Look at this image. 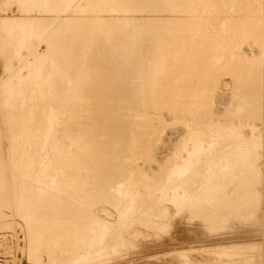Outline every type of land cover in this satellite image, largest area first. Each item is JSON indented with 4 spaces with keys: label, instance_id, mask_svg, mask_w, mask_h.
<instances>
[{
    "label": "rangeland",
    "instance_id": "obj_1",
    "mask_svg": "<svg viewBox=\"0 0 264 264\" xmlns=\"http://www.w3.org/2000/svg\"><path fill=\"white\" fill-rule=\"evenodd\" d=\"M106 1L107 0H70V1L57 0L56 4L59 5H53L54 6L53 8L52 6H48L50 4L46 0H36V1L35 0H25V1L0 0L1 37L6 36L5 34H7V31H5L7 30L6 26L4 30V27L2 25L3 24L2 21L6 20L5 18L7 17L9 18L14 17L15 19L18 18L19 20L20 18L23 17H25L23 18V20H27V18L33 20L35 19L36 20L35 22H37V26L31 27V29L33 28L31 31L33 33L43 32V34L45 31L44 35L42 33L39 34L42 37L38 35L40 38H38L37 40H34L33 37H28V38L25 37V39L21 40L18 45L12 44L8 47L9 49L0 50V107H1L0 108V189H1L0 190V264H52V262L53 264H264V33H263L264 32V0H187V1L185 0H122L123 2L121 0H117V1L108 0L109 2L115 3V6H112L110 3H108L107 5ZM132 1L135 2L133 3ZM110 5L112 11L111 10L108 11L106 8ZM62 7L64 8L66 7V10L64 11V8ZM115 7H119L121 10L118 11ZM108 9H110V7H108ZM118 14L119 16L116 17V15ZM122 15L125 16L121 17ZM114 16L116 17L115 19ZM126 16L128 18H126ZM36 17H39L40 20L39 19L37 20ZM110 17H112L111 20ZM129 17H131L132 21L129 20ZM134 17L136 21L137 19H139L137 23L134 20ZM119 18H120L119 21L120 23L117 22ZM126 19L127 21L129 20L127 22L128 24L126 22H125L126 24L123 23V21ZM133 21L136 24L135 26ZM116 23H119V25L118 24L116 25ZM114 25L118 26L119 28L121 26L122 29H125V31H129V32L125 34L126 33L125 31L123 32L121 28L117 30L118 27H115ZM123 26L124 27L128 26L129 29L127 27L123 28ZM133 26L136 28H134ZM17 27L15 26L14 28L18 30ZM21 28L23 31L29 29L28 26H22ZM140 28L142 29L140 30ZM131 29L133 30L136 29V31L137 30L138 31L132 33L133 31ZM108 30H110V32ZM145 30L146 33L143 32ZM128 33L130 37L128 36ZM139 34L142 35L141 39L139 38L140 37ZM149 34H151L150 36H154L156 34L154 36L155 38L152 37L156 42L152 40ZM38 36L36 35V37ZM109 36L111 41L109 38H107ZM177 36L179 37L180 40L178 39ZM49 37L54 39H50ZM127 37L131 38V39L128 38L129 40L133 39L131 42H134L135 38H137L136 40L138 42L137 41H135L134 43L128 42V44H131L130 45L131 47L127 44L128 45L127 51L129 52H127L122 58L121 57L119 58L116 57V59L114 58L115 61L117 59L119 60V62L117 61L118 62L117 63L113 60V58H109L110 53L108 54L106 53L110 51L109 50L110 47L112 48V45L110 46V43L113 40H115V38L116 40L118 38L120 40L126 41L125 43H127V41H129L128 39L126 40ZM51 41H53L52 45L54 43L53 45L54 48L50 47L49 45ZM158 41L160 44L158 43ZM88 42L89 44L90 43L92 44L89 45ZM149 42H151L152 45ZM105 43L108 44V47L110 46L109 48L107 47L108 51L105 48L107 46V44ZM153 43L156 46V48L155 46H153ZM147 44L149 46H147ZM88 45L91 47V49L94 47L93 48L94 51L93 49L91 50L90 47L88 48ZM134 45L138 47V50L137 47ZM228 45L231 46L229 47ZM144 46L146 47L144 48ZM158 46L160 48H157ZM55 48H57V50ZM66 48H68V51ZM104 48L106 50V53H104L105 52ZM135 48L138 52L137 51L135 52L134 50ZM151 48L153 49L149 51ZM131 49L134 54L132 53ZM143 49L144 50L147 49V50L144 51ZM91 51L93 52L92 54H95L93 56L94 60L91 59L92 58ZM68 53H70L71 55ZM40 54L41 57H45V55L48 56L49 54L48 57L49 60L45 58L46 61L41 64L42 67H40V69L48 72L52 71L50 73V75L52 76V77L50 76V80L52 78V82L53 81L54 82L52 84V82L50 81L49 86H47L49 90H46V95L48 96L47 92H49L50 94L49 96H51L54 100L51 97L49 98L48 96L47 98L46 96V98L43 101L40 100L41 103H39V101L35 102L32 99H31L32 101L30 99L27 100L28 103L27 102L26 103L29 106L30 104L36 106L38 105L37 107L40 106L42 110L44 109L43 110L44 113H49V111L46 112L45 109L46 110L50 109L52 112V106H53L54 107L53 112H58V113L57 115H55L56 119L55 121L53 120L54 122H52L53 124H51L52 128L50 132L47 134L49 136H45L42 134L40 135L41 138L39 137L38 140H36V137L33 138V141L32 139L30 141L28 140L27 142L29 143L25 148V152L27 153L24 154L22 157H18L15 156L17 148H19L18 144H20L21 141L26 139H23L22 136H18L17 139V137L14 138L10 134H7L10 132L9 129L7 128L8 127L7 123H5L6 116L4 115L6 114L3 111L5 109V104H7V101L3 99L6 97V100H8L7 99L8 94L17 91L15 89L13 91L11 86L12 87L14 86L13 88L16 87L17 89L18 86L21 84V81L23 82L24 79H25L24 80L25 83L29 81L30 77L28 72H30L31 69L33 70L34 58H36V55L40 56ZM89 54H91L90 59L87 58ZM158 54H159L158 57L159 60L162 59L160 61V64L158 63L159 61L157 60ZM146 55H148L149 57ZM150 56L152 57V59ZM26 57L29 58L26 59ZM52 57H55L56 59ZM104 57L109 60L104 61L105 60ZM146 57L151 59V61L148 60V58L145 59ZM153 58L157 61H155ZM91 60L94 62H91ZM112 60L114 61V63ZM145 60H147L150 63H148L147 61L145 62ZM111 61L112 64H110ZM26 62L27 63L32 62L31 64L33 65L27 66L25 64ZM93 63H95L94 65L96 67H94ZM99 63L100 65H98L99 66L98 67L97 64ZM136 63L137 64L140 63V65L138 66ZM151 63L152 64L155 63V65L159 67V70L162 69L161 72L158 70L157 66H155L154 64L152 65ZM120 66L122 67L120 68ZM127 66L129 67L127 68ZM151 66H153V69L155 67L154 70L157 69L155 75L154 72L152 71L153 69H151L152 68ZM53 67L56 69H54ZM86 68L87 69L90 68L92 71L90 69L88 70H90L93 74L90 71L88 72ZM109 68L112 69L109 70ZM118 68L122 70L123 69L126 70L127 68L126 71L128 72V74L124 70L123 72H121L122 70L120 69L118 70ZM129 68H132V70L135 73L132 72L131 69ZM138 68H141L139 69L140 70L139 72H138ZM93 69H95V72L93 71ZM142 69H144V71H141ZM148 69L150 70V72L146 71ZM99 70L102 73H100ZM112 70L114 71L112 72ZM86 72L88 73L85 74ZM110 72L111 73L116 72V73L111 75ZM118 72L119 74L124 73V75H121L120 77V75H118ZM141 72H144V74L142 73L143 74L142 75ZM146 72L147 74L148 73L150 74L151 72L153 73H151L147 77H144V75L145 76L147 75L145 74ZM157 72L159 75L157 74ZM106 73L108 75H106ZM130 73L134 75H131ZM20 74L22 77L20 76ZM97 74L99 76L103 75L101 77H104L105 75L107 77L105 76L106 78L104 77V79L103 78L97 79L96 78ZM126 74L129 76H127ZM26 75H28V77ZM150 76H154V77L151 78ZM88 77L91 79H88ZM108 77L110 78L111 81L108 79ZM114 77L118 78V80ZM113 78L116 80H114L113 84H111ZM135 78H137L136 81H138L137 82L138 84L136 83ZM146 78L148 79L150 78V80H147ZM153 78L156 80H154ZM158 78L160 79V82ZM95 79L97 80L95 81ZM101 79L104 80V84ZM120 79L122 81H120ZM131 79H133V81L135 82H133ZM106 80H108L107 82L109 84V87L110 85L113 87L109 89V87L107 86L108 84L105 85ZM130 80L132 82H130ZM141 80H145L144 81L145 83H142L143 81ZM10 81H13V83ZM150 81L155 83H157L156 81H158V84L160 85L158 84L156 85L160 86V87L157 86L159 89L156 87L155 83H153L154 84L153 85L152 82ZM114 82H116V84ZM120 82L121 83L124 82V83L121 84ZM126 82L127 84H125ZM129 82L130 84H132L133 89L135 86H137L139 90L140 87L139 91L142 92L141 98L140 95H137L138 93L141 94V92H139L136 89V87L134 91L131 89L133 92L129 90L130 88V84H128ZM7 83L11 84L9 85L10 87L7 86ZM135 83L137 85H135ZM149 84L152 86V90ZM86 85L87 86L89 85V87L85 89V93H86L85 94L83 88H86L87 87ZM124 85L127 87H125ZM140 85H142L143 87ZM117 86L120 90L118 88H115ZM99 88L103 90H100ZM121 88L123 89L124 92L121 90ZM142 88H145V90L144 89L142 90ZM90 90L99 93H94L93 91L91 92ZM153 90L155 93L153 92ZM86 91H89V93ZM125 91L127 92L125 93ZM158 91H160V93H158ZM147 92H149V94L151 92V94L153 93L154 95L158 93V95L151 98V94L149 95ZM90 93H92L91 95L94 96L97 94L98 95L95 97L93 96L94 97L93 98L90 97L89 95ZM118 93L120 97H122L123 95V98L124 96L125 98L123 99L118 97L120 100L118 98H115V96H119ZM129 93L130 95H128ZM99 94H101V96ZM110 94L112 96H109ZM146 94L149 95V97H147ZM4 95L5 97H2ZM82 96L84 97V99H82L83 98ZM101 97H104L105 99H107V97L110 98L105 100L104 98ZM111 97L118 99V101ZM244 97L249 98L246 99L249 100L248 104L250 106L247 104L248 101H246ZM96 98L97 101L95 100ZM139 98L141 101L142 98H144L143 101H145V98H147L146 99L147 102L146 101L140 102ZM260 98L262 99V101L260 100ZM46 99H48L47 102L49 103L51 102L52 105L50 104L49 106V103L47 102L45 103ZM91 99L93 101H91ZM100 99H103V102ZM148 99L150 102H152V100L154 99L153 101L154 102L156 101L158 104L155 102L156 105H154L153 102L150 104L151 105L150 106L147 104L149 102ZM252 99L254 101H252ZM20 100L21 98L18 100L12 98V100H10L9 103L12 104L13 102L12 105L14 106H16L14 103L17 104L19 103L20 105H22L21 104L22 100L21 101ZM250 100L253 103L260 102V104L258 105L259 107L256 108V105L258 103H255L256 105L252 103L251 105ZM120 101L122 102L127 101V102L121 103ZM92 102L94 103L92 104ZM40 104L43 105V107ZM122 104L124 106H122ZM33 105H31V107H33ZM46 105L49 107V108L47 107L48 109L46 108ZM81 106L84 108H82ZM252 106H254L255 108ZM85 107L86 108L88 107L87 108L88 110L93 108L91 109V111L94 110V108L95 110L99 108L101 112L99 109H98L99 112L95 110L92 111L93 113L96 112L97 115L99 114V117L96 114H92L91 112L90 114ZM105 107H106L105 110H107L108 112L104 110ZM102 108L104 111L102 110ZM83 109L86 110L88 113L86 111L83 112L82 111ZM113 111L121 112L119 113L120 117L119 115L118 116L116 115L118 114L117 112L115 114ZM126 111H127V115H125ZM81 112L84 113V115H86L84 116L86 118H84L83 120L93 119L94 123L93 121L86 120L88 122V125L86 124L87 125L86 126L85 122L83 121L84 122L83 123L81 121L82 119L79 120L80 118L83 117ZM103 112L104 113L107 112L106 115H109V112H111L110 114L111 116L109 117L111 119L113 117L112 113L117 117V118L115 116L113 117V121H114L113 123L109 121V125H111L112 129L110 128V126L106 125L108 123L109 118H107V116H105ZM100 113H102L101 115L103 116H101ZM129 113L130 114L135 113L132 114L134 115V117L132 115H130L132 117L130 116L128 117ZM89 114L91 116L95 115L94 118L93 116L91 118ZM79 115L80 117H78ZM100 116L102 117V120L105 119L104 117H106L105 120L107 119L108 120L103 122L101 120L100 122L101 119ZM95 119L97 121L99 120V123L96 122ZM95 122L99 126H102L104 123H106L105 125L110 129L105 127V125H103L105 128H103V126L101 128H98V126H96L97 124L95 125ZM55 123H57V125ZM82 123L85 126L82 125ZM90 123H92L93 125ZM100 123H102V125H100ZM218 123L219 124L221 123L222 126L221 125L219 126ZM89 124H90V128L88 127ZM216 124L217 127L219 126L220 129L222 127V129L220 130L219 128H216ZM226 124L228 125L231 124V125L228 127V125ZM238 124L241 129L238 127ZM91 126L93 128H91ZM95 126L97 129H95ZM86 127H88L89 129H86ZM213 127L214 129L217 130L218 134L215 133V136L219 137L218 138L219 140L216 139L217 137H215L213 134L214 132H216V130H214ZM235 127L238 128L236 129ZM224 128H227V131ZM229 130L231 132V136H229L230 133L228 134ZM194 131H196L197 133ZM198 131H200L201 134H199L200 132L198 133ZM220 131H222L223 133H221ZM219 132L221 134H219ZM197 134L199 135V137L200 135L202 137V134H204L203 135L204 139L203 137L200 138L201 140H205V141H201L200 138L197 136ZM38 136L39 135H37V138ZM43 136H45L46 140H44ZM71 137H73V139ZM80 138L81 140L82 139L83 140L81 141ZM196 138L197 140L199 139L198 142ZM72 140L73 141L76 140L74 141L76 143H74ZM207 140L208 142L211 141V143L206 144L205 146V143H208ZM213 140L220 141V145L218 144L219 142ZM87 141L88 144L86 143ZM90 141L92 144L90 143ZM34 143L36 144V146H33L35 145ZM53 143L55 144V146ZM216 143L218 146L214 147V144ZM240 143L241 146L243 143L244 148L241 146L240 148L235 147V144L237 145ZM254 143L257 145L255 146ZM114 144L115 147L117 146L116 149H114L113 147ZM117 144L119 145V147ZM197 144L199 147L197 146ZM211 144L213 145V149ZM246 144L250 145V147L247 146ZM84 145L85 146L87 145L86 148ZM88 145H91L93 147L91 148V151H90L91 146ZM232 145L233 148H231ZM80 146L81 147L84 146V147L81 148ZM187 146H189L188 148L190 149V151L187 148ZM194 146L196 151L194 150V152H192ZM209 146H211V148ZM52 147L54 148V150L52 149ZM59 147H61V149ZM111 147L113 148L114 151L111 149ZM55 148L56 149L59 148L56 152L58 151L60 152L56 153ZM84 148L87 149L84 150L85 153L84 151H82V149ZM199 148L201 149L200 150L201 152L198 151ZM35 149L38 152L35 151ZM244 149L249 150V152L240 153V151H243ZM52 150L54 151V153ZM87 151H88V156H87ZM105 151L107 152L108 155L106 154ZM111 151H113L112 152L113 155L111 154ZM60 153L62 155H59ZM94 153L97 156L99 155L98 158H101L100 155L103 154L102 155V157H104L102 159L103 161L101 159H97ZM32 154L33 156L34 155L35 156L38 155V156L33 157ZM53 154L56 155L54 156ZM70 154L73 156L74 159L71 158L72 156H70ZM89 154L92 155L91 157L93 156L96 157L98 161L95 160V158H93L94 160L92 161V158H90ZM114 154H116V156ZM197 154L198 155L201 154V155L198 156ZM107 156L109 158H107ZM196 156L198 159H196ZM225 156L234 158L235 160L240 161V163H238L239 166L236 167L237 169H234V171L233 169L229 171L230 174L227 175V179L229 181L226 179V176L224 178L221 176V178H223L222 180L224 179L226 180V182L225 181L222 182V180L219 179L220 175L216 176V179L213 176V173H215V169L214 166H211V164L212 161L217 160L216 158L225 157ZM76 158L78 159L79 164L80 165L82 164L81 166L82 168L79 167L80 166L79 164L73 163V161H77ZM31 159L33 160V162L36 159V161L34 162V166H33V162L31 163ZM38 159H40V161H38ZM52 159L54 163L50 161ZM68 159L70 161H66ZM106 159L108 161H106ZM99 160H101L102 162L101 165L105 163L103 164L104 167L103 165L101 166L99 164L100 163ZM27 162L31 164H26ZM64 163L67 164L65 165ZM59 164L60 165L62 164L61 165L62 168ZM73 164L77 166H74ZM31 165L36 168L33 169ZM35 165H37L38 167ZM46 165H49V167L48 166L46 167ZM113 165H115V167ZM26 166H28L29 168ZM191 166L192 168H190ZM66 167L67 169H65ZM83 167L88 169L84 171ZM177 167L179 169H177ZM42 168L44 169V171ZM63 168L64 170H62ZM183 168H188V171L187 170L183 171ZM45 169L46 170L48 169L47 170L48 172L45 171ZM52 170L54 171L60 170V172L56 171V173H54V171ZM31 171L33 173H31ZM35 171L37 173H35ZM79 171L82 173H80ZM38 172L39 174L43 172V176L41 174L40 176L42 177H39ZM51 172H53L54 175L53 174L50 175ZM63 172L65 173L63 174ZM173 172H175L174 174L178 175L179 177L173 176L174 175ZM59 173L61 176L65 177L67 182L71 178L70 181L72 180L71 181L72 183L70 181H69L70 183L68 182L69 185L67 184V182L64 183L63 182L65 181L64 178L62 181L61 176H60L61 178L57 177L59 176L58 175ZM55 174L57 179L55 178ZM74 174H80V175L76 176ZM192 174L194 175L196 174L199 176L196 177V175L194 176ZM47 175L48 176L50 175L49 176L50 178L52 176V178L48 179L49 177ZM24 176L28 179H26ZM120 176L122 178H120ZM191 176L192 178L194 177L193 182H192V178H190ZM211 176H213V179H211L208 182L209 184L207 183L206 186L203 187L202 183L205 180H208L209 177ZM82 177H84V181L86 180L85 182H83ZM168 177L170 178L168 179ZM46 178L48 181L45 180ZM230 178H233L234 180ZM258 178H260V180L262 179L261 182L258 181ZM60 181H62L64 184ZM103 181H106L107 184ZM228 182L235 183L233 187H235L234 189L236 192L239 190L246 191V199L242 200L241 202L240 201L237 202L236 207L233 211L235 213L227 214V215H238V216L236 218H232L226 222H223L218 227L216 226L213 227L212 225L207 223L202 217H193L192 214H189V212L186 210L185 211L179 210L180 206L177 204L175 197L173 196L174 194H179V195L188 194L189 195V196L187 195L188 197L191 196L193 198V196L194 197H197V195L200 196L201 193L202 196H206V194L207 196H211V194L215 193V191H219L224 187H226L227 186L226 184ZM57 183L58 184L60 183L61 185H63V187H61L60 184L58 186ZM53 184L55 186H53ZM82 184L83 185L85 184L84 185L85 187ZM57 186L59 187V189ZM64 186L66 187L64 188ZM91 186L93 189L91 188ZM95 186H97L98 189ZM104 187L107 188L105 189ZM37 189L38 190L40 189V194ZM128 189H130L131 191H129ZM41 191H43L44 196L41 195L42 194ZM71 191L74 193V195ZM87 191L88 193H84ZM98 192L100 194V197ZM260 193L261 196L259 197ZM36 194L38 196H36ZM83 194H85V196ZM138 196L141 198V201ZM128 197H131L130 200H128L130 201V204L129 206L126 205L127 207H125V204L129 203L128 201H126L127 203H125V200H127ZM135 198L137 199L139 198L138 202L136 201L137 199ZM131 199L134 200V201L132 200V203L137 202L136 204H138L140 201L137 207L138 210H136L137 209L136 204L134 205L133 203V206H131L132 205ZM91 200L93 202H91ZM109 201L111 204L109 203ZM143 201H146L148 204L145 203L147 204L145 206ZM150 201L151 203H149ZM113 204H115L116 206ZM142 204H144L143 207ZM132 207L136 208L134 210L138 212V215H134L137 214L136 211L130 210ZM140 207L144 209L146 207L147 211L149 210L148 213H150L151 211H153V213L151 212L152 214H149L144 217V215H141L142 213H140L141 212L140 210H142ZM148 208H150L151 210ZM123 210H125V212ZM126 211L128 212L127 215L125 214L127 213ZM131 211H133L134 213L129 215ZM242 215H252V217L247 221L246 220L242 221V219H238V217ZM189 216L191 217L189 218ZM192 217L195 219H193ZM36 220H38V222L42 221L41 224H39L40 222L38 223ZM85 220L87 221V223ZM95 221L97 222L99 221V223ZM94 222L96 225L94 224ZM124 226L125 229H123ZM41 227H43V229ZM103 228L106 230H104ZM66 229L69 230L67 231ZM116 229L118 230V232L116 231ZM100 230L103 231L105 234L103 233L104 235L101 236L102 232ZM97 235L98 236L100 235L99 237L101 240L98 239L99 240L98 243L101 242L100 244H98L97 241H95L97 240L95 238ZM92 236L94 237L95 240L93 239ZM102 241H106V242L102 243ZM93 242L94 244L92 245ZM85 243L88 244L86 245ZM77 244L78 246H76ZM95 246L97 247L95 248ZM103 246L104 248H102ZM85 247L87 248L86 249L87 251L84 250ZM108 248H110L112 253L109 252L110 250ZM68 249L69 251L67 252ZM99 249L102 250V252ZM107 250L109 251L107 252ZM100 252L101 253L105 252V253L101 255ZM63 253L66 255V257ZM73 255L76 257H73ZM54 256L56 258H54Z\"/></svg>",
    "mask_w": 264,
    "mask_h": 264
},
{
    "label": "bare ground",
    "instance_id": "obj_2",
    "mask_svg": "<svg viewBox=\"0 0 264 264\" xmlns=\"http://www.w3.org/2000/svg\"><path fill=\"white\" fill-rule=\"evenodd\" d=\"M24 1H25V0H24ZM35 1H36V0H35ZM46 1H48L49 4H50V5H48V6H52L53 8H54L53 5H59V4H56V3H57V0H46ZM69 1H70V0H69ZM115 1H117V0H115ZM121 1H122V0H121ZM185 1H187V0H185ZM39 2H40V1H39ZM59 2H60V1H59ZM64 2H66V1H64ZM122 2H123V1H122ZM125 2H126V1H125ZM132 2H133V1H132ZM134 2H135V1H134ZM134 2H133V3H134ZM180 2H181V1H180ZM180 2H179V3H180ZM1 3H2V2H1ZM80 3H81V2H80ZM104 3H105V2H104ZM108 3H110L112 6H115V3L109 2V1L107 0V1H106V4L108 5ZM116 3H118V2H116ZM158 3H159V2H158ZM6 4H7V3H6ZM64 4H65V3H64ZM192 4H193V3H192ZM239 4H240V3H239ZM60 5H61V4H60ZM107 5H106V6H107ZM111 5L108 6V7H110V9H108V7H106L108 11L111 10ZM144 5H145V4H144ZM194 5H195V4H194ZM64 6H65V5H64ZM81 6H82V5H81ZM104 6H105V5H104ZM55 7H56V6H55ZM196 7H197V6H196ZM62 8H64V7H62ZM78 8H79V7H78ZM115 8H116L118 11L121 10L119 7H115ZM115 8H114V9H115ZM50 9H51V8H50ZM58 9H59V8H58ZM237 9H238V8H237ZM51 10H52V9H51ZM60 10H61V8H60ZM65 10H66V7L64 8V11H65ZM104 10H105V9H104ZM104 10H103V11H104ZM107 10H106V11H107ZM191 10H192V9H191ZM48 11H49V9H48ZM53 11H54V10H53ZM62 11H63V10H62ZM111 11H112V10H111ZM114 11H115V10H114ZM197 11H198V10H197ZM51 12H52V11H51ZM246 12H247V11H246ZM55 13H57V12H55ZM111 13H112V12H111ZM189 13H190V12H189ZM194 13H195V12H194ZM59 14H60V13H59ZM106 14H107V13H106ZM188 15H189V14H188ZM117 16H119V14L116 15V17H117ZM124 16H125V15H122L121 17H124ZM112 17H113V16H112ZM112 17H110V20H111ZM116 17L114 16V19H115ZM121 17H120V18H121ZM153 17H154V16H153ZM176 17H177V16H176ZM193 17H194V16H193ZM11 18H12V17H11ZM11 18L7 17V18H5L6 20H3V21H2V22H3L2 25H3V27H4V30H5V26H6V28H7V30H5V31H7V34H5L6 36H4V37H1V35H0V50L9 49L8 47H9L10 45H12V44H17V45H18V44L20 43L21 40H24V39H25V37H26V38H28V37H33L34 40H37L38 38H40L39 36H41V35H39V34H41V33L43 34V32H41V33H33V32L31 31V30L33 29V28L31 29V27L37 26V22H35V21H36L35 19L33 20V19H28V18H27V20H23V18H25V17H23V18H20V20L17 18V19H18V20H17V19H15L14 17H13L12 19H11ZM32 18H33V17H32ZM36 18H37V20L39 19V17H36ZM40 18H41V17H40ZM103 18H104V16H103ZM107 18H108V17H107ZM120 18L118 19V21H117V19H116V21L119 22V21H120ZM126 18H128V17L126 16ZM132 18H133V17H132ZM136 18H137V17H136ZM14 19H15V20H14ZM21 19H22V20H21ZM53 19H54V18H53ZM59 19H60V18H59ZM114 19H112V20H114ZM121 19H122V18H121ZM0 20H1V19H0ZM39 20H40V19H39ZM50 20H51V19H50ZM62 20H63V19H62ZM129 20L132 21V20H131V17H129ZM129 20H128V21H129ZM134 20L136 21L135 17H134ZM138 20H139V19H137L136 23L138 22ZM177 20H178V19H177ZM116 21H115V22H116ZM128 21H127V19H126V20L123 21V23L126 24ZM148 21H151V20H148ZM54 22H55V20H54ZM125 22H126V23H125ZM133 22H134V21H133ZM141 22H142V21H141ZM141 22H140V23H141ZM144 22H145V21H144ZM119 23H120V22H119ZM119 23H116V25H117V24L119 25ZM121 23H122V21H121ZM129 23H130V22H129ZM131 23H132V22H131ZM149 23H150V22H149ZM49 24H50V23H49ZM114 24H115V23H114ZM127 24H128V23H127ZM147 24H148V22H147ZM120 25H121V24H120ZM131 25H132V24H131ZM135 25H136V24H135V22H134V26H135ZM138 25H139V24H138ZM191 25H193V24H191ZM15 26H16V27L19 26V27H17L18 30H17L16 28H14ZM20 26H21V27H22V26H28L29 29H26V31H25V30L23 31L22 28H21ZM114 26H115V25H114ZM128 26H130V25H128ZM128 26H125V27L128 28ZM134 26H133V27H134ZM140 26H141V25H140ZM252 26H253V25H252ZM39 27H40V26H39ZM115 27H118V26H115ZM125 27L123 26V28H125ZM133 27H132V28H133ZM148 27H149V26H148ZM148 27H147V29H148ZM19 28H20V29H19ZM64 28H65V27H64ZM79 28H80V27H79ZM94 28H95V27H94ZM107 28H108V27H107ZM120 28L122 29L121 26H120ZM120 28L118 27L117 30L120 29ZM134 28H136V27H134ZM143 28H144V27H143ZM191 28H192V27H191ZM128 29H129V28H128ZM128 29H127V30H128ZM141 29H142V28H140V30H141ZM151 29H152V27H151ZM154 29H155V28H154ZM4 30H3V31H4ZM68 30H69V29H68ZM101 30H102V29H101ZM115 30H116V29H115ZM122 30H123V32L125 31V29H122ZM131 30L133 31L132 33H135V31H136V29H135V30L131 29ZM138 30H139V28H138ZM138 30H137V31H138ZM143 30H144V29H143ZM156 30H157V29H156ZM179 30H180V29H179ZM181 30H182V29H181ZM47 31H48V30H47ZM64 31H65V30H64ZM106 31H107V30H106ZM108 31L110 32V30H108ZM137 31H136V32H137ZM66 32H67V31H66ZM70 32H71V31H70ZM116 32H117V31H116ZM121 32H122V31H121ZM125 32H126L125 34H127V32H129V31H125ZM143 32L146 33V30L143 31ZM149 32H150V31H149ZM151 32H152V31H151ZM173 32H175V31H173ZM173 32H172V33H173ZM238 32H239V31H238ZM255 32H256V31H255ZM64 33H65V32H64ZM101 33H102V32H101ZM139 33H140V32H139ZM162 33H163V32H162ZM167 33H168V32H167ZM248 33H249V32H248ZM250 33H251V32H250ZM256 33H257V32H256ZM263 33H264V32H263ZM0 34H1V33H0ZM44 34H45V31H44ZM44 34H43V35H44ZM106 34H107V33H106ZM108 34H109V33H108ZM111 34H112V33H111ZM130 34H131V32H130ZM140 34H141V33H140ZM140 34H139V35H140ZM36 35H37V36L39 35V36L36 37ZM61 35H62V34H61ZM61 35H60V36H61ZM63 35H64V34H63ZM69 35H71V34H69ZM109 35H110V34H109ZM133 35H136V34H133ZM145 35H146V34H145ZM150 35H151V34H149V36H150ZM155 35H156V34H155ZM155 35H154V36H155ZM157 35H158V34H157ZM178 35H179V34H178ZM248 35H249V34H248ZM262 35H263V34H262ZM52 36H53V35H52ZM76 36H77V35H76ZM93 36H94V35H93ZM113 36H114V35H113ZM113 36H112V37H113ZM128 36H129V33H128ZM154 36H150V37L152 38V37H154ZM231 36H232V35H231ZM234 36H235V35H234ZM250 36H251V35H250ZM260 36H261V35H260ZM41 37H42V36H41ZM50 37H51V35H50ZM50 37H49V38H50ZM88 37H89V36H88ZM114 37H115V36H114ZM129 37H130V36H129ZM129 37H127L126 40H127ZM131 37H132V36H131ZM141 37H142V35H140L139 38L141 39ZM145 37H146V36H145ZM177 37H178V36H177ZM208 37H209V36H208ZM215 37H216V36H215ZM257 37H258V36H257ZM72 38H73V37H72ZM77 38H78V37H77ZM98 38H99V37H98ZM107 38L110 39V36L107 37ZM154 38H155V37H154ZM170 38H171V37H170ZM174 38H175V37H174ZM180 38H181V36H180ZM213 38H214V37H213ZM44 39H45V38H44ZM50 39H54V38H50ZM50 39H49V40H50ZM65 39H66V38H65ZM67 39H68V38H67ZM100 39H101V38H100ZM109 39H108V40H109ZM113 39H114V38H113ZM113 39H112V40H113ZM129 39H131V38H129ZM129 39H128V40H129ZM136 39H137V38H135V41H137ZM145 39H146V38H145ZM149 39H150V38H149ZM159 39H160V38H159ZM178 39H179V37H178ZM231 39H232V38H231ZM60 40H61V39H60ZM87 40H89V39H87ZM132 40H133V39H132ZM132 40H129V41H127V43H125L126 41L120 40V39H118V38H117V40H116V38H115V40H113V41L110 43V46L112 45V48L109 46V47H110V49H109L110 51L106 53V50H107V47H108V44H107V43H105V44H107V46H106V47L104 46V47L106 48V50H105V48H104L105 52H104L103 50H102V51H103L104 53H106V54L110 53V54H109L110 57H109L108 55H107V56H108L109 58H113V60H114V58L116 59V57H117V58H119V57L122 58L127 52H129V51H127V50H128V45L130 46L131 44H128V42H131ZM138 40H139V39H138ZM142 40H143V39H142ZM142 40H141V41H142ZM152 40H154V39L152 38ZM152 40H151V41H152ZM156 40H157V39H156ZM179 40H180V39H179ZM200 40H201V39H200ZM205 40H206V39H205ZM261 40H262V39H261ZM74 41H76V40H74ZM97 41H98V40H97ZM100 41H102V40H100ZM106 41H107V40H106ZM110 41H111V39H110ZM135 41H134V42H135ZM139 41H140V40H139ZM146 41H147V40H146ZM154 41H155V40H154ZM215 41H217V40H215ZM26 42H27V41H26ZM46 42H47V41H46ZM52 42H53V41H51V43H50L49 45H50V47H53V48H54V46H53L54 43H53V45H52ZM54 42H55V40H54ZM79 42H80V41H79ZM91 42H92V41H91ZM108 42H109V41H108ZM134 42H131V43H134ZM137 42H138V41H137ZM144 42H145V41H144ZM152 42H153V41H152ZM155 42H156V41H155ZM155 42H154V43H155ZM56 43H57V42H56ZM56 43H55V44H56ZM58 43H59V42H58ZM61 43H62V42H61ZM65 43H66V42H65ZM94 43H95V42H94ZM94 43H93V44H94ZM99 43H100V42H99ZM139 43H140V42H139ZM141 43H142V42H141ZM149 43L151 44V42H149ZM154 43H153V46H155ZM158 43H159V41H158ZM224 43H225V42H224ZM26 44H27V43H26ZM30 44H31V43H30ZM84 44H85V43H84ZM88 44H89V42H88ZM91 44H92V43H90L89 45H91ZM127 44H128V45H127ZM143 44H144V43H143ZM143 44H141V45H143ZM155 44H156V43H155ZM159 44H160V43H159ZM171 44H172V43H171ZM188 44H189V43H188ZM219 44H220V43H219ZM35 45H36V44H35ZM51 45H52V46H51ZM89 45H88V48L90 47ZM94 45H95V44H94ZM136 45H138V44H136ZM136 45H134V46H136ZM145 45H146V43H145ZM151 45H152V44H151ZM59 46H60V45H59ZM138 46H140V45H138ZM147 46H149V45L147 44ZM159 46H160V45H159ZM159 46H158L157 48H160ZM171 46H172V45H171ZM228 46L230 47L231 45H228ZM37 47H38V46H37ZM65 47H67V46H65ZM68 47H69V46H68ZM109 47H108V48H109ZM130 47H131V46H130ZM130 47H129V48H130ZM136 47H137V46H136ZM145 47H146V46H144V48H145ZM150 47H152V46H150ZM150 47H149V48H150ZM182 47H183V46H182ZM224 47H225V46H224ZM58 48H59V47H58ZM62 48H63V47H62ZM62 48H61V49H62ZM88 48H87V49H88ZM93 48H94V47H93ZM93 48H92V49H93ZM155 48H156V46H155ZM261 48H262V47H261ZM50 49H51V48H50ZM50 49H48V50H50ZM55 49L57 50V48H55ZM66 49H67V51H68V48H66ZM90 49H91V47H90ZM92 49H91V50H92ZM132 49H133V46H132ZM132 49H131V51H132ZM147 49H148V48H147ZM147 49H146V50H147ZM152 49H153V48H151L149 51H151ZM168 49H169V48H168ZM70 50H71V49H70ZM76 50H77V49H76ZM88 50H89V49H88ZM134 50H135V52H136V51L138 50V47H137V50H136V48H135ZM143 50H144V49H143ZM146 50H144V51H146ZM158 50H160V49H158ZM173 50H174V49H173ZM176 50H177V49H176ZM59 51H61V50H59ZM93 51H94V49H93ZM100 51H101V50H100ZM107 51H108V50H107ZM131 51H130V52H131ZM154 51H155V50H154ZM221 51H222V50H221ZM224 51H225V50H224ZM63 52H64V51H63ZM63 52H62V53H63ZM69 52H70V51H69ZM72 52H73V50H72ZM76 52H77V51H76ZM83 52H84V50H83ZM97 52H98V50H97ZM137 52H138V51H137ZM147 52H148V51H147ZM159 52H160V51H159ZM179 52H181V51H179ZM226 52H227V51H226ZM35 53H36V51H35ZM48 53H50V52H48ZM89 53H90V52H89ZM92 53H93V52L91 51V54H92ZM94 53H95V52H94ZM132 53H133V51H132ZM139 53H140V51H139ZM142 53H143V52H142ZM166 53H167V52H166ZM174 53H175V52H174ZM31 54H32V53H31ZM51 54H52V53H51ZM59 54H60V53H59ZM68 54H70V53H68ZM91 54H89L90 57L87 55V56H88L87 58L90 59V58H91ZM133 54H134V53H133ZM133 54H131V55H133ZM151 54H152V53H151ZM154 54H155V53H154ZM186 54H188V53H186ZM70 55H71V54H70ZM72 55H73V54H72ZM77 55H78V54H77ZM82 55H83V54H82ZM94 55H95V54H92V58H91L92 60H94V59H93V56H94ZM104 55H105V54H104ZM136 55H137V54H136ZM29 56H30V55H29ZM42 56H43V55H42ZM54 56H55V55H54ZM59 56H60V55H59ZM85 56H86V55H85ZM100 56H101V54H100ZM140 56H141V55H140ZM142 56H144V55H142ZM146 56H148V55H146ZM154 56H155V55H154ZM255 56H256V55H255ZM48 57H49V54H48V56L45 55V57H41V54H40V56L36 55V58H34V62H33V63H34V67L32 66V67H33V70L31 69L32 71L30 70V72H28V73H29V77H30V78H29V81H27V82L25 83V81H24L25 79H24V80L21 79V80H23V82L21 81V84L18 86L17 89H16V87L13 88L14 86H13V87L11 86V88H12L13 91H14V89L17 90V91H14L13 93L8 94V97H7L8 100H6L5 95L2 96V97H5L3 100L7 101V104H5V109L3 108V109H4L3 111H4L5 114H6V115H4V116H6V120H5L6 122H5V123H7V125H8L7 128L9 129V132H10V133H7V134H10V135L13 136L14 138L17 137V139H18V136H22L23 139H26V140L21 141L20 144H18V145H19V148H17L16 155H15V156H18V157H22L24 154L27 153V152H25V148H26L27 144L29 143V142H27L28 140L30 141V140L32 139V141H33V138H35V137H36V140H38L39 137H40V135H42V134L45 135V136H49V135H47V134L50 132V130H51V128H52V125H51V124H53L52 122L55 121V119H56V118H55V117H56L55 115H57V113H58V112H53V108H54L53 106H52V112H51L50 109H49V110H46V109H45V111H46V112L49 111V113H44V111H43L44 109L42 110V108H41L40 106L37 107L38 105L36 106V105L30 104V103H29L30 106L27 105V103H28L27 100H29V99H30V100L32 99V100L35 101V102H36V101H39V103H41L40 100L43 101V100L46 98V96H47V95H46V90H49V88H48L47 86H49L50 81L52 82V78H51V80H50V76H51L50 73H51L52 71H51V72L44 71V70L40 69V67H42L41 64H42L43 62H45L46 59H48ZM56 57H57V56H56ZM136 57H137V56H136ZM148 57H149V56H148ZM148 57H146L145 59H147ZM150 57H151V56H150ZM155 57H156V56H155ZM158 57H159V54H158L157 58H158ZM164 57H165V56H164ZM259 57H260V56H259ZM262 57H263V56H262ZM27 58H29V57H26V59H27ZM45 58H46V59H45ZM52 58L56 59L55 57H52ZM58 58H59V57H58ZM66 58H68V57H66ZM87 58H86V59H87ZM157 58H156V59H157ZM161 58H162V57H161ZM54 59H53V60H54ZM104 59H105L104 61L109 60V59H106L105 57H104ZM138 59H139V58H138ZM151 59H152V57H151ZM151 59L148 58V60H150V61H151ZM153 59H154V58H153ZM186 59H187V58H186ZM262 59H263V58H262ZM48 60H49V59H48ZM92 60H91V62H94V61H92ZM96 60H97V59H96ZM110 60H111V59H110ZM113 60H112V61H113ZM121 60H123V59H121ZM121 60H120V61H121ZM136 60H137V59H136ZM154 60H155V59H154ZM154 60H153V61H154ZM157 60L159 61L158 63L160 64V61H161L162 59L159 60V58H158ZM157 60H155V61H157ZM54 61H55V60H54ZM57 61H58V60H57ZM61 61H62V60H61ZM69 61H70V60H69ZM112 61H111L110 64H112ZM114 61H115V60H114ZM114 61H113V63H114ZM117 61L119 62L118 59H117L115 62H117ZM138 61H139V60H138ZM146 61H147V60H145V62H146ZM239 61H240V60H239ZM27 62H28V61H27ZM27 62L25 63L27 66H28V65H33V64H31L32 62H31V63H27ZM89 62H90V61H89ZM89 62H88V63H89ZM91 62H90V63H91ZM98 62H99V61H98ZM98 62H97V63H98ZM101 62H102V61H101ZM118 62H117V63H118ZM147 62H148V61H147ZM163 62H164V61H163ZM163 62H161V63H163ZM167 62H168V61H167ZM252 62H253V61H252ZM51 63H52V62H51ZM55 63H56V62H55ZM88 63H87V64H88ZM108 63H109V62H108ZM121 63H122V62H121ZM121 63H120V64H121ZM148 63H150V62H148ZM165 63H166V62H165ZM245 63H246V62H245ZM245 63H243V64H245ZM20 64H21V63H20ZM25 64H24V65H25ZM67 64H68V63H67ZM70 64H71V63H70ZM72 64H73V63H72ZM94 64H95V63H93V65H94ZM136 64H137V63H136ZM151 64H152V63H151ZM151 64H150V65H151ZM153 64L155 65V63H153ZM153 64H152V65H153ZM156 64H157V62H156ZM243 64H242V65H243ZM248 64H249V63H248ZM49 65H50V63H49ZM52 65H53V64H52ZM91 65H92V64H91ZM91 65H90V66H91ZM93 65H92V66H93ZM98 65H100V63L97 64V66H98ZM113 65H114V64H113ZM113 65H112V66H113ZM137 65L139 66L140 63H138ZM256 65H257V63H256ZM90 66H87V67H90ZM123 66H124V65H123ZM146 66H148V65H146ZM155 66H157V65H155ZM159 66H160V65H159ZM163 66H164V65H163ZM165 66H166V65H165ZM23 67H24V66H23ZM47 67H49V66H47ZM50 67H51V66H50ZM94 67H96V66L94 65ZM98 67H99V66H98ZM108 67H109V66H108ZM121 67H122V66H120V68H121ZM125 67H126V65H125ZM125 67H123V68H125ZM128 67H129V66H127V68H128ZM151 67H152L151 69H153V66H151ZM157 67H158V66H157ZM21 68H22V67H21ZM27 68H28V67H27ZM29 68H30V67H29ZM53 68H54V67H53ZM103 68H104V67H103ZM120 68H118V70H119ZM127 68H126V70H127ZM142 68H143V67H142ZM147 68H148V67H147ZM161 68H162V67H161ZM243 68H244V67H243ZM243 68H242V69H243ZM54 69H56V68H54ZM86 69H87V68H86ZM88 69H90V68H88ZM88 69H87V70H88ZM91 69H92V67H91ZM91 69H90V70H91ZM111 69H112V68H111ZM111 69L109 68V70H111ZM129 69H131V71L134 72V71L132 70V68H129ZM139 69H141V68H138V72L140 71ZM144 69H145V68H144ZM144 69H142L141 71H144ZM154 69H155V67H154ZM154 69H153L152 71L154 72V75H155V72L157 71V69H156V70H154ZM166 69H167V68H166ZM247 69H248V68H247ZM251 69H252V68H251ZM65 70H66V69H65ZM87 70H86V71H87ZM90 70H88V72H89ZM97 70H98V68H97ZM97 70H96V71H97ZM114 70H115V69H114ZM114 70H112V72H113ZM120 70H122V69H120ZM123 70H124V69H123ZM123 70H122L121 72H123ZM126 70H124V71H126ZM158 70H159V67H158ZM161 70H162V69H161ZM161 70H159V71L161 72ZM54 71H56V70H54ZM54 71H53V72H54ZM91 71H92V70H91ZM91 71H90V72H91ZM93 71L95 72V69H93ZM115 71H116V70H115ZM128 71H129V70H128ZM146 71H147V72H148V71L150 72L149 69L146 70ZM159 71H158V72H159ZM163 71H164V70H163ZM243 71H244V70H243ZM62 72H63V71H62ZM62 72H61V73H62ZM88 72H86L85 74H87ZM99 72L102 73L100 70H99ZM108 72H109V71H108ZM126 72H127V71H126ZM147 72H146L145 74H147ZM153 72H151V73H153ZM158 72H157V74H158ZM160 72H159V73H160ZM14 73H15V72H14ZM28 73H27V74H28ZM91 73H92V72H91ZM110 73H111V72H110ZM115 73H116V72H115ZM115 73H111V75H112V74H115ZM134 73H135V72H134ZM142 73L144 74V72H141V74H142ZM151 73H150V74H151ZM17 74H18V73H17ZM54 74H55V73H54ZM63 74H65V73H63ZM63 74H62V75H63ZM92 74H93V73H92ZM95 74H96V73H95ZM103 74H104V73H103ZM127 74H128V72H127ZM127 74H126V75H127ZM130 74H131V75H134V74H132V73H130ZM143 74H142V75H143ZM150 74L148 73L146 76L144 75V77H147V76L150 75ZM12 75H13V74H12ZM69 75H70V74H69ZM100 75H101V74H100ZM106 75H108V74L106 73ZM106 75H105V76H106ZM111 75H110V76H111ZM118 75H120V77H121V75H124V73L119 74V72H118ZM142 75H141V76H142ZM158 75H159V74H158ZM20 76H21V74H20ZM20 76H18V77H20ZM26 76L28 77V75H26ZM96 76H97V77H96ZM96 76H95V77H96L97 79H98V78H103V79H104V77H105V76H104V77H101V76H103V75L99 76L98 74H97ZM98 76H99V77H98ZM110 76H109V77H110ZM115 76H116V75H115ZM127 76H129V75H127ZM162 76H163V75H162ZM15 77H16V76H15ZM21 77H22V76H21ZM23 77H24V76H23ZM51 77H52V76H51ZM71 77H72V76H71ZM73 77H74V76H73ZM90 77H91V76H90ZM92 77H93V75H92ZM92 77H91V78H92ZM95 77H94V78H95ZM106 77H107V76H106ZM106 77H105V78H106ZM109 77H108V79L110 80ZM118 77H119V76H118ZM133 77H134V76H133ZM136 77H138V76H136ZM150 77L152 78V77H154V76H150ZM158 77H159V76H158ZM12 78H13V77H12ZM91 78L88 77V79H91ZM94 78H93V81H94ZM111 78H112V77H111ZM114 78H116V77H114ZM114 78H113L111 84H113V81H114V80H116V79L118 80V78H116V79H114ZM126 78H127V77H126ZM129 78H130V77H129ZM129 78H128V79H129ZM155 78H156V76H155ZM163 78H164V77H163ZM26 79H27V78H26ZM97 79H95V81H96ZM121 79H124V78H121ZM121 79H120V81H122ZM142 79H144V78H142ZM146 79H147V80H150V78H149V79L146 78ZM146 79H145V80H146ZM153 79H154V78H153ZM18 80H19V79H18ZM27 80H28V79H27ZM101 80H102V79H101ZM131 80L133 81V79H131ZM131 80H130V82H132ZM136 80H137V78H135V81H136ZM145 80H141V81H143L142 83H145V82H144ZM147 80H146V81H147ZM154 80H156V79H154ZM158 80H159V82H160V79H159V78H158ZM89 81H90V80H89ZM93 81H92V82H93ZM102 81H103V84H104V80H102ZM107 81H108V80H106V82H107ZM110 81H111V80H110ZM125 81H126V80H125ZM135 81H133V82H135ZM152 81H153V80H152ZM152 81H150V82H152ZM10 82L13 83V81H10ZM10 82H9V83H10ZM53 82H54V81H53ZM53 82H52V84H53ZM99 82H100V81H99ZM106 82H105V85L108 84V82H107V83H106ZM127 82H128V80H127ZM127 82H126L125 84H127ZM130 82H129L128 84H130ZM137 82H138V81H136V83H137ZM156 82H157V83L152 82V84H153V83H155V85L158 84V81H156ZM164 82H165V81H164ZM207 82H208V81H207ZM253 82H254V81H253ZM5 83H6V82H5ZM17 83H18V82H17ZM19 83H20V81H19ZM84 83H85V82H84ZM97 83H98V82H97ZM114 83L116 84V82H114ZM120 83H121V82H120ZM123 83H124V82H122L121 84H123ZM136 83H135V85L138 84V83H137V84H136ZM148 83H149V81H148ZM184 83H185V82H184ZM100 84H101V83H100ZM103 84H102V85H103ZM118 84H119V82H118ZM165 84H166V83H165ZM190 84H191V83H190ZM203 84H204V83H203ZM4 85H6V84H4ZM9 85H11V84H8V83H7V86H9ZM67 85H68V84H67ZM143 85H145V84H143ZM149 85H150V84H149ZM153 85H154V84H153ZM158 85H160V84H158ZM158 85H156V87H157ZM162 85H163V84H162ZM50 86H51V85H50ZM86 86H87V85H86ZM86 86H85V87H86ZM92 86H93V85H92ZM97 86H98V85H97ZM107 86L109 87V84H108ZM124 86H125V85H124ZM124 86H123V87H124ZM133 86H134V83H133ZM140 86H142V85H140ZM146 86H147V83H146ZM146 86H144V87H146ZM150 86H151V85H150ZM9 87H10V86H9ZM45 87H47V88H45ZM88 87H89V85H88L86 88H83V89H84V93H85V89H87ZM90 87H91V86H90ZM108 87H107V88H108ZM111 87H113V86L110 85L109 89H110ZM119 87H120V86H119ZM125 87H127V86H125ZM131 87H132V84H130V88H129V86H128L129 90L132 89V90L134 91V90H135V87H136V89L138 90V87H137V86H135L134 89H133V87H132V88H131ZM142 87H143V86H142ZM158 87H160V86H158ZM158 87H157V88H158ZM56 88H58V87H56ZM63 88H64V87H63ZM115 88H118V86L115 87ZM115 88H113V89H115ZM149 88H150V87H149ZM1 89H2V88H1ZM89 89H90V88H89ZM92 89H94V88H92ZM99 89H100V88H99ZM113 89H112V90H113ZM118 89H119V88H118ZM143 89L145 90V88H142V90H143ZM158 89H159V88H158ZM61 90H62V88H61ZM96 90H97V89H96ZM96 90H95V91H96ZM100 90H103V89H100ZM112 90H111V91H112ZM119 90H120V89H119ZM121 90L123 91L122 88H121ZM126 90H127V88H126ZM132 90H131V91H132ZM139 90H140V87H139ZM139 90H138V91H139ZM151 90H152V86H151ZM154 90H155V89H154ZM154 90H153V92H154ZM251 90H252V89H251ZM50 91H51V88H50ZM90 91L92 92L93 90H90ZM133 91H132V92H133ZM138 91H136V92H138ZM147 91H148V88H147ZM149 91H150V89H149ZM86 92L89 93V91H86ZM93 92H94V91H93ZM117 92H118V91H117ZM117 92H116V93H117ZM123 92H124V91H123ZM123 92H122V93H123ZM126 92H127V91H125V93H126ZM139 92H141V91H139ZM144 92H145V91H144ZM196 92H197V91H196ZM47 93H48V96H49V95H50L49 92H47ZM82 93H83V92H82ZM94 93H99V92H94ZM113 93H115V92H113ZM125 93H124V95H125ZM147 93L149 94V92H147ZM154 93H155V92H154ZM158 93H160V91H158ZM158 93L154 95L153 93L151 94V92H150V94H151V98L154 97V96H157ZM85 94H86V93H85ZM91 94H92V93L89 94L90 97H93L94 95H91ZM132 94H133V93H132ZM150 94H149V95H150ZM199 94H200V93H199ZM97 95H98V94H97ZM97 95H95V96H97ZM99 95L101 96V94H99ZM118 95H119V93H118ZM128 95H130V93H129ZM133 95H134V94H133ZM137 95H140V98H141L142 92H141V94L138 93ZM149 95L146 94L147 97H149ZM189 95H190V94H189ZM48 96H47V98H48ZM80 96H81V95H80ZM83 96H84V95H83ZM83 96H82V97H83ZM86 96H87V95H86ZM95 96H94V97H95ZM109 96H112V95L110 94ZM126 96H127V95H126ZM135 96H136V95H135ZM196 96H197V95H196ZM11 97H12V98H15V100H16V99L18 100V99L21 98V100L23 101V103H22V101L20 100L22 105H20L19 103H18V104H17V103H14V104L16 105V106H14V105H12L13 102H12V104L9 103L10 100H12ZM50 97H51V96H49V98H50ZM60 97H61V96H60ZM73 97H75V96H73ZM87 97H88V96H87ZM94 97H93V98H94ZM98 97H99V96H98ZM98 97H97V98H98ZM105 97H106V96H105ZM118 97H119V98H123V95H122V97H120V95H119V96H115V98H118ZM132 97H133V96H132ZM137 97H139V96H137ZM142 97H144V96H142ZM159 97H161V96H159ZM51 98H52V97H51ZM58 98H59V95H58ZM58 98H57V99H58ZM69 98H70V97H69ZM93 98H92V99H93ZM97 98L95 99L96 101H97ZM101 98H104V97H101ZM109 98H110V97H107V99H109ZM111 98L115 99L114 97H111ZM119 98H118V99H119ZM124 98H125V96H124ZM124 98H123V99H124ZM140 98H139V101L142 102L144 98H142V101L140 100ZM155 98H156V97H155ZM200 98H201V97H200ZM200 98H199V99H200ZM246 98H247V97H246ZM246 98L244 97V99H246ZM9 99H10V100H9ZM52 99H53V98H52ZM60 99H61V98H60ZM82 99H84V97H83ZM92 99H91V101H93ZM104 99H105V98H104ZM107 99H105V100H107ZM113 99H112V100H113ZM118 99H115V100L118 101ZM123 99H122V100H123ZM126 99H127V98H126ZM130 99H131V96H130ZM132 99H133V98H132ZM146 99H147V98H145V101L147 102ZM157 99H158V98H157ZM247 99H249V98H247ZM247 99H246V101H248V102H247V104H248V103H249V100H247ZM256 99H257V98H256ZM32 100H31V101H32ZM53 100H54V99H53ZM53 100H52V101H53ZM86 100H87V99H86ZM89 100H90V99H89ZM95 100H94V101H95ZM100 100L103 102V99H100ZM119 100H120V99H119ZM128 100H129V99H128ZM128 100H127V101H128ZM136 100H137V98H136ZM153 100H154V99H153ZM153 100H152V102H150L149 99H148V101H149L150 103L148 102L147 104L150 105L151 103L154 102ZM155 100H156V99H155ZM159 100H160V99H159ZM257 100H258V99H257ZM260 100L262 101L261 98H260ZM20 101H19V102H20ZM47 101H48V99L45 100V103H46ZM127 101H125V102H127ZM145 101H143V102H145ZM157 101H158V100H157ZM246 101H245V102H246ZM252 101H254V100L252 99ZM252 101L250 100L251 105H252V103H253ZM255 101H256V100H255ZM14 102H16V101H14ZM26 102H27V103H26ZM89 102H90V101H89ZM115 102H116V101H115ZM120 102L123 103L124 101H123V102L120 101ZM125 102H124V103H125ZM155 102H156V101H155ZM155 102L153 103L154 105H156V103H157V102H156V103H155ZM158 102H159V101H158ZM25 103H26V104H25ZM39 103H38V104H39ZM45 103H44V104H45ZM47 103H49V102H47ZM93 103H94V102H92V104H93ZM255 103H258V104L256 105ZM255 103H253V104L256 105V108L259 107L258 105L260 104V102H255ZM34 104H35V103H34ZM50 104H51V102L49 103V106H50ZM88 104H89V103H88ZM145 104H146V103H145ZM157 104H158V103H157ZM160 104H161V103H160ZM194 104H195V103H194ZM17 105H18V106H17ZM31 105H33V107H34V106H35V107H34V108L31 107ZM40 105H41V104H40ZM47 105H48V104H47ZM47 105H46V108L48 107ZM51 105H52V104H51ZM86 105H87V104H86ZM94 105H95V104H94ZM139 105H140V104H139ZM148 105H147V106H148ZM190 105H191V102H190ZM196 105H197V104H196ZM248 105H249V104H248ZM41 106L43 107V105H41ZM91 106H92V105H91ZM122 106H124V105L122 104ZM150 106H151V105H150ZM188 106H189V105H188ZM192 106H193V105H192ZM194 106H195V105H194ZM249 106H250V105H249ZM3 107H4V106H3ZM81 107H82V106H81ZM101 107H102V106H101ZM152 107H153V106H152ZM173 107H174V106H173ZM252 107H254V106H252ZM0 108H1V107H0ZM48 108H49V107H48ZM48 108H47V109H48ZM50 108H51V107H50ZM82 108H84V107H82ZM85 108H86V107H85ZM87 108H88V107H87ZM87 108H86V110H88ZM89 108H90V107H89ZM99 108H100V105H99ZM99 108H98V109H99ZM144 108H145V107H144ZM254 108H255V107H254ZM70 109H71V108H70ZM91 109H93V108H91ZM91 109L88 110L89 113L91 112L92 114H96V112H95V113L92 112V111L95 110V108H94V110H92V111H91ZM98 109L95 110V111H98ZM105 109H106V107L104 108V110H105ZM107 109H108V108H107ZM146 109H147V107H146ZM156 109H157V106H156ZM191 109H192V108H191ZM55 110H57V109H55ZM55 110H54V111H55ZM86 110L83 109L82 111L84 112V111H86ZM99 110H100V109H99ZM102 110H103V108H102ZM104 110H103V111H104ZM108 110H109V109H108ZM159 110H160V109H159ZM70 111H71V110H70ZM80 111H81V110H80ZM105 111H107V110H105ZM110 111H111V110H110ZM120 111H121V110H120ZM4 112H3V114H4ZM86 112H87V111H86ZM86 112H85V114H86ZM98 112H99V111H98ZM98 112H97V113H98ZM100 112H101V110H100ZM107 112H108V111H107ZM107 112H106V113L103 112V113L105 114V116H107V118H109V117L111 116V115H110L111 112H109V115H106ZM113 112H114L115 114H116V112H117V113H118V114H116L117 116L119 115V113H121V112H118V111H116V112L113 111ZM138 112H139V111H138ZM144 112H145V111H144ZM55 113H56V114H55ZM87 113H88V112H87ZM91 113H90V114H91ZM81 114L83 115V117L80 118V119L78 118V119H79V120L82 119L81 121H82V122L84 121V122H85V125H86V124L88 125V122H87V121H93V119H92V120H90V119L87 120V119H86L87 121H86V120H83L84 118H86V117H84V116H86V115H84V113H82V112H81ZM90 114H89V115H90ZM101 114H102V113H100V115H101ZM132 114H135V113H132ZM132 114L129 113L128 117H129L130 115H132ZM77 115H78V114H77ZM87 115H88V114H87ZM96 115H97V114H96ZM125 115H127V111H126V114H125ZM145 115H146V114H145ZM149 115H150V114H149ZM69 116H70V115H69ZM72 116H73V115H72ZM90 116H91V115H90ZM92 116H93V115H92ZM92 116H91V118H92ZM94 116H95V115H94ZM94 116H93V118H94ZM97 116L99 117V114H98ZM101 116H103V115H101ZM101 116H100V117H101ZM112 116L114 117L115 115H113V113H112ZM132 116L134 117V115H132ZM132 116H130V117H132ZM135 116H136V115H135ZM143 116H144V114H143ZM76 117H77V116H76ZM78 117H80V115H79ZM87 117H88V116H87ZM113 117H112V119H111V118H109V120L107 119V120H108V123H107V124L104 123L103 125L106 124V125L110 126V128L112 129L111 125H109V121H111V122L113 123V122H114V121H113ZM115 117H116V116H115ZM119 117H120V115H119ZM125 117H126V116H125ZM125 117H124V118H125ZM88 118H89V117H88ZM104 118L106 119V117H104ZM104 118H103V119H104ZM116 118H117V117H116ZM152 118H153V117H152ZM61 119H62V118H61ZM97 119H98V118H97ZM105 119L102 120V117H101L100 122H101V120H102V122H103V121H107V120H105ZM110 119H111V120H110ZM114 119H115V118H114ZM119 119H120V118H119ZM142 119H143V118H142ZM144 119H145V117H144ZM146 119H148V118H146ZM53 120H54V121H53ZM95 120H96V119H95ZM122 120H123V118H122ZM122 120H121V121H122ZM151 120H152V119H151ZM81 121H80V122H81ZM78 122H79V121H78ZM84 122H83V123H84ZM96 122L99 123V120H98V121L96 120ZM96 122H95V125L97 124ZM116 122H117V121H116ZM116 122H115V123H116ZM130 122H131V121H130ZM136 122H137V121H136ZM76 123H77V122H76ZM83 123H82V125H84ZM93 123H94V121H93ZM142 123H143V122H142ZM153 123H154V121H153ZM55 124L57 125V123H55ZM90 124H92V123H90ZM90 124H89V126H88L89 128H90ZM127 124H128V123H127ZM78 125H79V124H78ZM85 125H84V126H85ZM87 125H86V126H87ZM92 125H93V124H92ZM100 125H102V123H100ZM103 125H102V126H103ZM106 125H105V127H107ZM209 125H210V124H209ZM209 125H208V126H209ZM218 125H219V126H220V125L222 126L221 123H220V124L218 123ZM226 125H228V124H226ZM230 125H231V124H230ZM230 125H228V127H229ZM240 125H241V124H240ZM43 126H44V127H43ZM84 126H83V129H84ZM96 126H98V128H101V127H102V126H99L98 124H97ZM96 126H95V129H97ZM196 126H197V125H196ZM213 126H214V125H213ZM219 126L217 127V124H216V128H219ZM232 126H233V124H232ZM88 127H86V129H89ZM105 127L103 126V128H105ZM223 127H224V125H223ZM238 127H239V124H238ZM238 127H237V128H238ZM91 128H93V127L91 126ZM103 128H102V129H103ZM107 128H108V127H107ZM110 128H108V129H110ZM141 128H142V127H141ZM186 128H187V127H186ZM235 128H236V127H235ZM237 128H236V129H237ZM239 128H240V127H239ZM44 129H45V130H44ZM102 129H101V130H102ZM154 129H155V128H154ZM211 129H212V128H211ZM213 129H214V127H213ZM213 129H212V130H213ZM219 129H220V128H219ZM221 129H222V127H221ZM221 129H220V130H221ZM224 129L227 131V128H224ZM230 129H233V128H230ZM240 129H241V128H240ZM63 130H65V129H63ZM68 130H69V129H68ZM92 130H94V129H92ZM92 130H90V131H92ZM117 130H118V129H117ZM193 130H194V128H193ZM214 130H216V129H214ZM72 131H73V130H72ZM76 131H77V130H76ZM83 131H84V130H83ZM85 131H87V130H85ZM88 131H89V130H88ZM115 131H116V130H115ZM137 131H138V130H137ZM191 131H192V129H191ZM196 131H197V129H196ZM196 131H194V132H196ZM205 131H206V130H205ZM208 131H209V130H208ZM218 131H219V130H218ZM222 131H223V130H222ZM222 131H220V132L223 133L224 131H223V132H222ZM100 132H101V131H100ZM185 132H186V131H185ZM199 132H200V131H198V133H199ZM203 132H204V130H203ZM213 132H214V131H213ZM220 132H219V134H221ZM232 132H233V131H232ZM51 133H52V132H51ZM80 133H81V132H80ZM89 133H90V132H89ZM121 133H122V132H121ZM189 133H190V132H189ZM196 133H197V132H196ZM207 133H208V132H207ZM215 133H217V130H216V132L213 133L214 136H215ZM229 133H230L229 136H231V132H230V130H229L228 134H229ZM253 133H254V132H253ZM55 134H56V133H55ZM76 134H77V133H76ZM83 134H84V133H83ZM111 134H112V133H111ZM194 134H195V133H194ZM199 134H201V132H200ZM217 134H218V133H217ZM217 134H216V135H217ZM226 134H227V133H226ZM241 134H242V133H241ZM37 135H39L38 138H37ZM68 135H69V134H68ZM106 135H107V134H106ZM123 135H124V134H123ZM125 135H126V134H125ZM129 135H130V134H129ZM132 135H134V134H132ZM150 135H151V134H150ZM154 135H155V134H154ZM203 135H204V134H202V137H203V139H204V136H203ZM206 135H207V134H206ZM45 136H43L44 140H46V139H45ZM74 136H76V135H74ZM85 136H86V135H85ZM108 136H109V135H108ZM138 136H139V135H138ZM147 136H148V135H147ZM181 136H182V135H181ZM197 136L199 137L198 134H197ZM209 136H210V135H209ZM212 136H213V135H212ZM212 136H211V137H212ZM241 136H242V135H241ZM13 137H10V138H13ZM53 137H54V136H53ZM78 137H79V136H78ZM83 137H84V136H83ZM102 137H103V136H102ZM109 137H110V136H109ZM130 137H131V136H130ZM152 137H153V136H152ZM195 137H196V135H195ZM200 137H201V135H200ZM200 137H199V138H200ZM202 137H201V138H202ZM215 137H217V136H215ZM223 137H224V136H223ZM40 138H41V137H40ZM69 138H70V137H69ZM71 138L73 139V137H71ZM81 138H82V137H81ZM81 138H80V140H81ZM95 138H96V137H95ZM116 138H117V137H116ZM120 138H122V137H120ZM127 138H128V137H127ZM138 138H139V137H138ZM201 138H200V140H201ZM205 138H206V137H205ZM218 138H219V137H217L216 139H218ZM220 138H221V137H220ZM231 138H233V137H231ZM234 138H235V137H234ZM240 138H242V137H240ZM52 139H53V138H52ZM77 139H78V138H77ZM91 139H92V138H91ZM118 139H119V138H118ZM206 139H207V138H206ZM236 139H237V137H236ZM238 139H239V137H238ZM8 140H9V139H8ZM34 140H35V139H34ZM82 140H83V139H82ZM82 140H81V141H82ZM88 140H89V139H88ZM102 140H103V139H102ZM110 140H111V139H110ZM191 140H192V139H191ZM191 140H190V141H191ZM196 140H197V138H196ZM198 140H199V139H198ZM198 140H197V142H198ZM218 140H219V139H218ZM218 140H217V141H216V140H213V141L219 142L218 144L220 145V141H218ZM72 141H73V140H72ZM74 141H76V140H74ZM74 141H73V142H74ZM84 141H85V140H84ZM187 141H188V140H187ZM192 141H193V140H192ZM201 141H205V140H201ZM209 141H210V140H209ZM18 142H19V141H18ZM38 142H40V141H38ZM98 142H99V141H98ZM132 142H133V141H132ZM197 142H195V143H197ZM207 142H208V140H207ZM236 142H237V141H236ZM239 142H240V140H239ZM41 143H42V142H41ZM54 143H55V142H54ZM54 143H53V144H54ZM74 143H76V142H74ZM86 143L88 144V141H87ZM86 143H85V144H86ZM90 143H91V141H90ZM111 143H112V142H111ZM114 143H115V142H114ZM119 143H120V142H119ZM148 143H149V142H148ZM209 143H211V141L208 142V143H205V146H206V144H209ZM16 144H17V143H16ZM34 144H35V143H34ZM49 144H50V143H49ZM91 144H92V143H91ZM115 144H116V143H115ZM115 144H114V146L112 145V146L114 147V149H116V147H117V146L115 147ZM185 144H186V143H185ZM201 144H202V142H201ZM227 144H228V143H227ZM254 144H255V143H254ZM31 145H33V144H31ZM31 145H30V146H31ZM60 145H61V144H60ZM72 145H74V144H72ZM117 145H118V144H117ZM121 145H123V144H121ZM148 145H149V144H148ZM211 145H212V144H211ZM246 145H247V144H246ZM252 145H253V144H252ZM256 145H257V144H255V146H256ZM16 146H17V145H16ZM33 146H36V144L33 145ZM54 146H55V144H54ZM56 146H57V145H56ZM58 146H59V145H58ZM84 146H85V145H84ZM84 146H82V147H84ZM86 146H87V145H86ZM86 146H85V148H86ZM88 146H91V145H88ZM195 146H196V144H195ZM195 146H194L192 152H194V150H195ZM197 146H198V144H197ZM216 146H218L217 143L214 144V147H216ZM223 146H225V145H223ZM240 146H241V143H240V144H237V145L235 144V147H237V148H238V147L240 148ZM247 146L250 147V145H247ZM62 147H63V146H62ZM80 147H81V146H80ZM82 147H81V148H82ZM118 147H119V145H118ZM130 147H131V146H130ZM188 147H189V146H187V148H188ZM198 147H199V146H198ZM209 147L211 148V146H209ZM230 147H231V146H230ZM241 147H243V143H242V146H241ZM40 148H41V147H40ZM49 148H50V146H49ZM59 148L61 149V147H59ZM59 148H58V149H59ZM85 148L82 149V151L87 150V149H85ZM87 148H88V147H87ZM91 148H93V147H92V146L90 147V151H91ZM95 148H96V147H95ZM185 148H186V147H185ZM231 148H233V145H232ZM243 148H244V147H243ZM32 149H33V148H32ZM32 149H31V150H32ZM43 149H44V148H43ZM52 149L54 150L53 147H52ZM55 149H56V148H55ZM58 149H56L55 152H56ZM111 149L113 150L112 147H111ZM188 149H189V148H188ZM204 149H205V147H204ZM204 149H202V150H204ZM206 149H207V148H206ZM212 149H213V145H212ZM212 149H211V150H212ZM248 149H249V148H248ZM29 150H30V149H29ZM53 150H52V151H53ZM62 150H63V148H62ZM66 150H67V149H66ZM80 150H81V149H80ZM93 150H94V149H93ZM105 150H106V149H105ZM108 150H109V149H108ZM200 150H201V149L199 148L198 151H200ZM229 150H232V149H229ZM241 150H242V149H241ZM35 151H37V150L35 149ZM35 151H34V152H35ZM40 151H41V150H40ZM45 151H46V150H45ZM52 151H51V154H52ZM68 151H69V150H68ZM82 151H81V152H82ZM88 151H89V149H88ZM88 151H87V156H88ZM94 151H95V150H94ZM102 151H103V150H102ZM113 151H114V150H113ZM113 151H111V154H112ZM128 151H129V150H128ZM189 151H190V149H189ZM195 151H196V150H195ZM206 151H207V150H206ZM236 151H237V150H236ZM31 152H32V151H31ZM37 152H38V151H37ZM47 152H49V151H47ZM47 152H46V153H47ZM58 152H60V151H58ZM58 152H56V153H58ZM74 152H75V151H74ZM79 152H80V151H79ZM79 152H78V153H79ZM105 152H106V151H105ZM108 152H109V151H108ZM192 152H191V153H192ZM200 152H201V151H200ZM234 152H235V151H234ZM237 152H238V151H237ZM245 152L248 153L249 150H245V149H244L243 151H240V153H245ZM35 153H36V152H35ZM53 153H54V151H53ZM82 153H83V152H82ZM84 153H85V151H84ZM89 153H90V152H89ZM92 153H93V152H92ZM92 153H91V154H92ZM109 153H110V152H109ZM125 153H126V152H125ZM29 154H30V153H29ZM33 154H34V153H33ZM33 154H32V156H33ZM62 154H63V152H62ZM62 154L60 153L59 155H62ZM64 154H65V152H64ZM72 154H73V153H72ZM91 154H89V155H90V158H92V161L94 160L93 158H95V160H97V159H101V160H102V159L104 158V157H102V155L104 154V152H103V154L100 155L101 158H98L99 155L97 156V155L94 153L95 156L97 157V159H96V157H94V156L91 157V156H92ZM106 154H107V152H106ZM201 154H202V153H201ZM201 154H199V155H201ZM53 155H54V154H53ZM55 155H56V154H55ZM55 155H54V156H55ZM57 155H58V154H57ZM59 155H58V156H59ZM73 155H74V154H73ZM85 155H86V154H85ZM107 155H108V154H107ZM112 155H113V154H112ZM114 155L116 156V154H114ZM118 155H119V154H118ZM197 155H198V154H197ZM199 155H198V156H199ZM34 156H35V155H34ZM34 156H33V157H34ZM37 156H38V155H37ZM37 156H35V157H37ZM39 156H40V155H39ZM68 156H69V155H68ZM70 156H72V155L70 154ZM70 156H69V157H70ZM104 156H105V155H104ZM115 156H114V157H115ZM59 157H60V156H59ZM66 157H67V156H66ZM66 157H65V159H66ZM81 157H82V156H81ZM105 157H106V156H105ZM114 157H113V158H114ZM117 157H118V156H117ZM31 158H32V157H31ZM38 158H39V157H38ZM62 158H64V157H62ZM67 158H68V157H67ZM71 158H73V156H72ZM107 158H109V157L107 156ZM110 158H111V155H110ZM29 159H30V158H29ZM45 159H46V158H45ZM58 159H59V158H58ZM73 159H74V158H73ZM76 159H77V158H76ZM84 159H85V156H84ZM114 159H115V158H114ZM193 159H194V158H193ZM196 159H198L197 156H196ZM216 159H217V160L212 161V164H211V166H214V169H215V173H213V176L215 177V179H216V176H218V175H220V176H219V177H220L219 179H221V180H222L225 176H226V179H227V175L230 174L229 171L232 170V169H233V171H234V169H237L236 167L239 166L238 163H240V161L235 160L234 158L226 157V156H225V157H218V158H216ZM13 160H14V159H13ZM15 160H16V159H15ZM22 160H23V159H22ZM63 160H64V159H63ZM101 160H99V161H100V163H99L100 165H101V163H102ZM104 160H105V159H104ZM110 160H112V159H110ZM115 160H116V159H115ZM10 161H11V160H10ZM35 161H36V159L34 160V162H35ZM38 161H40V159H38ZM41 161H42V160H41ZM50 161H52V163H54V162H53V159L50 160ZM66 161H70V160L68 159V160H66ZM97 161H98V160H97ZM102 161H103V160H102ZM106 161H108V160L106 159ZM113 161H114V160H113ZM113 161H111V162H113ZM117 161H118V160H117ZM120 161H121V160H120ZM14 162H15V161H14ZM21 162H22V161H21ZM32 162H33V160L31 159V163H32ZM34 162H33V166H34ZM42 162H43V161H42ZM63 162H65V161H63ZM76 162H77V163H76ZM80 162H82V161H80ZM109 162H110V161H109ZM109 162H108V163H109ZM121 162H122V161H121ZM31 163H28V162H27L26 164H31ZM38 163H39V162H38ZM43 163H44V162H43ZM47 163H50V162H47ZM57 163H58V162H57ZM69 163H70V162H69ZM73 163H74V164H79L78 159H77V161H73ZM88 163H89V162H88ZM91 163H92V162H91ZM192 163H193V162H192ZM36 164H37V163H36ZM64 164H65V163H64ZM66 164H67V163H66ZM66 164H65V165H66ZM74 164H73V165H74ZM96 164H97V163H96ZM103 164H105V163H103ZM103 164H102V165H103ZM121 164H122V163H121ZM38 165H39V164H38ZM53 165H54V164H53ZM59 165H60V164H59ZM61 165H62V164H61ZM61 165H60V166H61ZM69 165H70V164H69ZM71 165H72V163H71ZM79 165H80V164H79ZM79 165H78V166H79ZM102 165H101V166H102ZM106 165H107V164H106ZM176 165H177V164H176ZM28 166H29V165H28ZM28 166H26V167H28ZM33 166L31 165V167H33ZM35 166H37V165H35ZM41 166H42V164H41ZM44 166H45V165H44ZM47 166L49 167V165H46V167H47ZM51 166H52V165H51ZM74 166H77V165H74ZM74 166H72V167H74ZM81 166H82V164H81L79 167H81ZM88 166H89V165H88ZM113 166L115 167V165H113ZM26 167H25V169H26ZM37 167H38V166H37ZM39 167H40V166H39ZM99 167H100V166H99ZM103 167H104V165H103ZM105 167H107V166H105ZM118 167H119V166H118ZM22 168H23V167H22ZM28 168H29V167H28ZM34 168H36V167H33V169H34ZM61 168H62V166H61ZM76 168H78V167H76ZM81 168H82V167H81ZM81 168H80V169H81ZM83 168H84V167H83ZM181 168H182V167H181ZM188 168H189V167H188ZM188 168H183V171H186V170L188 171ZM190 168H192V166H191ZM190 168H189V169H190ZM204 168H205V167H204ZM217 168H218V169H217ZM42 169H43V168H42ZM48 169H50V168H48ZM48 169H47V170H48ZM65 169H67V167H66ZM86 169H88V168H84L83 170L86 171ZM97 169H98V168H97ZM113 169H114V168H113ZM177 169H179V168L177 167ZM214 169H213V170H214ZM21 170H23V169H21ZM21 170H20V171H21ZM27 170H28V169H27ZM37 170H39V169H37ZM47 170L45 169V171H47ZM60 170H61V169H60ZM60 170H55V171L52 170V171H54V173H56V171L60 172ZM62 170H64V168H63ZM76 170H78V169H76ZM95 170H96V169H95ZM108 170H109V169H108ZM40 171H41V170H40ZM43 171H44V169H43ZM72 171H73V170H72ZM84 171H83V174H84ZM227 171H228V173H227ZM29 172H30V170H29ZM47 172H48V171H47ZM49 172H50V170H49ZM58 172H57V173H58ZM61 172H62V171H61ZM79 172H80V171H79ZM118 172H119V171H118ZM176 172H177V171H176ZM3 173H4V172H3ZM3 173H2V174H3ZM25 173H26V172H25ZM31 173H33V172L31 171ZM35 173H37V172L35 171ZM35 173H34V176H35ZM54 173L51 172V174H50V173H49V174H50V175H52V174L54 175ZM64 173H65V172H63V174H64ZM80 173H82V172H80ZM93 173H94V172H93ZM110 173H111V172H110ZM114 173H115V171H114ZM121 173H122V172H121ZM121 173H119V174H121ZM174 173H175V172H173V174H174ZM14 174H15V173H14ZM20 174H22V173H20ZM38 174H39V172H38ZM41 174H42V176H43V172H41V173L39 174V177H42V176H40ZM45 174H46V173H45ZM63 174H62V175H63ZM95 174H96V173H95ZM95 174H94V175H95ZM173 174H172V175H173ZM29 175H30V174H29ZM50 175H49V176H50ZM58 175H59V176H57V177H60V176H61L60 173H59ZM65 175H66V174H65ZM74 175L77 176V175H80V174H74ZM85 175H86V174H85ZM91 175H92V174H91ZM91 175H90V176H91ZM98 175H99V174H98ZM104 175H105V174H104ZM112 175H113V174H112ZM179 175H180V174H179ZM188 175H189V174H188ZM192 175H194V174H192ZM195 175H196V174H195ZM195 175H194V176H195ZM1 176H2V175H1ZM8 176H9V175H8ZM31 176H32V175H31ZM31 176H30V177H31ZM47 176H48V175H47ZM49 176H48V177H49ZM95 176H96V175H95ZM107 176H108V175H107ZM167 176H168V175H167ZM173 176L177 177L178 175H175V174H174ZM173 176H172V177H173ZM189 176H190V175H189ZM197 176H199V175H196V177H197ZM213 176L209 177L208 180H205V179H204L205 181L203 180V181H204V182L202 183L203 187H205L206 184H207L211 179H213ZM221 176H222L223 178H221ZM2 177H3V176H2ZM24 177H25V176H24ZM37 177H38V176H37ZM48 177H47V178H48ZM57 177H56V174H55V178H56V179H57ZM61 177H62V181H63V178L65 179V177H63V176H61ZM61 177H60V178H61ZM66 177H67V176H66ZM71 177H72V175H71ZM78 177H79V176H78ZM97 177H98V176H97ZM172 177H171V178H172ZM175 177H174V178H175ZM178 177H179V176H178ZM13 178H14V177H13ZM25 178H26V177H25ZM47 178H46L45 180H47ZM51 178H52V176H51ZM51 178L49 177L48 179H51ZM55 178H54V179H55ZM68 178H69V177H68ZM88 178H89V177H88ZM102 178H103V177H102ZM114 178H115V177H114ZM120 178H122V177L120 176ZM169 178H170V177H168V179H169ZM190 178H192V176H191ZM193 178H194V177H193ZM193 178H192V182H193V180H194ZM217 178H218V177H217ZM26 179H28V178H26ZM39 179H40V178H39ZM39 179H38V180H39ZM41 179H42V178H41ZM70 179H71V178H70ZM70 179H69V180L67 179L68 182L70 181ZM72 179H73V178H72ZM76 179H77V177H76ZM82 179H83V182L86 181V180L84 181V177H82ZM82 179H81V180H82ZM85 179H86V178H85ZM93 179H94V177H93ZM206 179H207V178H206ZM219 179H218V180H219ZM230 179L234 180L233 178H230ZM7 180H9V179H7ZM38 180H36V181H38ZM42 180H43V179H42ZM58 180H59V179H58ZM58 180H57V181H58ZM89 180H90V179H89ZM189 180H190V179H189ZM201 180H202V179H201ZM227 180H228V179H227ZM261 180H262V179H261ZM261 180H260V178H258V181H259V182H261ZM11 181H12V180H11ZM14 181H15V180H14ZM17 181H18V180H17ZM47 181H48V180H47ZM54 181H55V180H54ZM57 181H56V182H57ZM62 181H60V182H62ZM71 181H72V180H71ZM71 181H70V182H71ZM93 181H94V180H93ZM93 181H92V183H93ZM95 181H96V180H95ZM107 181H108V180H107ZM190 181H191V180H190ZM224 181L226 182L225 179L222 180V182H224ZM228 181H229V180H228ZM49 182H50V180H49ZM56 182H55V184H56ZM63 182H64V183L67 182L66 179H65V181H63ZM63 182H62V183H63ZM68 182H67V184H68ZM70 182H69V183H70ZM83 182H81V183H83ZM89 182H90V181H89ZM103 182L106 183V181H103ZM164 182H165V181H164ZM167 182H168V181H167ZM174 182H175V180H174ZM174 182H173V183H174ZM194 182H195V181H194ZM46 183H47V182H46ZM64 183H63V184H64ZM71 183H72V182H71ZM101 183H102V182H101ZM173 183H171V184H173ZM189 183H190V182H189ZM9 184H10V183H9ZM11 184H12V183H11ZM57 184H58V183H57ZM59 184H60V183H59ZM59 184H58V186H59ZM67 184H65V185H67ZM79 184H80V183H79ZM87 184H88V183H87ZM106 184H107V183H106ZM108 184H109V183H108ZM112 184H113V183H112ZM191 184H193V183H191ZM208 184H209V183H208ZM25 185H26V184H25ZM50 185H51V184H50ZM68 185H69V184H68ZM70 185H71V184H70ZM82 185H83V184H82ZM84 185H85V184H84ZM84 185H83V186H84ZM88 185H89V184H88ZM226 185H227V186L224 187L223 189H221V190H219V191H215V193H212L211 196H207V194H206V196H202V195H201L202 193L200 194V196H199V195H197V197H194V196H193V198H192L191 196L188 197V196H189L188 194H184V195L174 194L173 196L175 197V200H176L177 204L180 206V208L178 207L179 210H181V211H185V210H186V211L189 212V214H192L193 217H202L207 223H209V224L212 225L213 227H214V226L218 227V226H219L220 224H222L223 222H226V221H228V220H230V219H232V218H236L238 215H227V214L235 213V212H233V211H234V209H235V207H236L237 202H239V201L241 202L242 200H245V199H246V191H244V190H243V191L239 190V191L236 192L235 189H234L235 187H233V186L235 185V183H233V182H228ZM7 186H8V185H7ZM12 186H13V185H12ZM53 186H55V185L53 184ZM53 186H52V187H53ZM58 186H57V187H58ZM60 186L63 187V185H61V184H60ZM72 186H74V185H72ZM76 186H77V185H76ZM78 186H79V185H78ZM86 186H87V185H86ZM89 186H90V185H89ZM99 186H100V184H99ZM101 186H102V185H101ZM109 186H110V185H109ZM112 186H113V185H112ZM193 186H194V185H193ZM208 186H209V185H208ZM17 187H19V186H17ZM29 187H30V185H29ZM29 187H27V188H29ZM32 187H33V186H32ZM38 187H40V186H38ZM38 187H37V188H38ZM52 187H51V188H52ZM61 187H60V188H61ZM65 187H66V186H64V188H65ZM84 187H85V186H84ZM84 187H83V188H84ZM95 187L97 188V186H95ZM95 187H94V188H95ZM116 187H117V186H116ZM154 187H155V186H154ZM163 187H164V186H163ZM22 188H23V187H22ZM69 188H70V187H69ZM83 188H82V191H83ZM91 188H92V186H91ZM104 188H105V187H104ZM106 188H107V187H106ZM106 188H105V189H106ZM112 188H113V187H112ZM155 188H156V187H155ZM41 189H42V188H41ZM58 189H59V187H58ZM71 189H72V188H71ZM74 189H76V188H74ZM86 189H87V187H86ZM89 189H90V188H89ZM92 189H93V188H92ZM97 189H98V188H97ZM100 189H101V188H100ZM108 189H109V188H108ZM157 189H158V188H157ZM0 190H1V189H0ZM24 190H25V189H24ZM30 190H31V189H30ZM32 190H33V188H32ZM34 190H35V189H34ZM37 190H38V189H37ZM42 190H43V189H42ZM56 190H57V189H56ZM62 190H63V189H62ZM64 190H65V189H64ZM72 190H73V189H72ZM113 190H114V189H113ZM128 190L131 191L130 189H128ZM14 191H15V190H14ZM16 191H17V190H16ZM44 191H45V190H44ZM51 191H52V190H51ZM79 191H80V190H79ZM84 191H85V190H84ZM89 191H90V190H89ZM91 191H92V190H91ZM93 191H94V190H93ZM107 191H108V190H107ZM132 191H133V190H132ZM3 192H4V191H3ZM6 192H7V191H6ZM24 192H25V191H24ZM38 192H39V194H40V189L38 190ZM41 192H42L41 195H43V191H41ZM54 192H55V191H54ZM65 192H66V191H65ZM69 192H70V190H69ZM71 192H72V191H71ZM154 192H155V191H154ZM200 192H201V190H200ZM11 193H12V192H11ZM25 193H26V192H25ZM36 193H37V192H36ZM72 193H73V192H72ZM72 193H71V194H72ZM84 193H88V191H87V192H84ZM90 193H91V192H90ZM94 193H97V192H94ZM100 193H101V192H100ZM104 193H105V192H104ZM104 193H103V194H104ZM128 193H129V192H128ZM132 193H133V192H132ZM150 193H151V192H150ZM244 193H245V194H244ZM30 194H31V193H30ZM32 194H33V193H32ZM98 194H99V192H98ZM98 194H97V195H98ZM109 194H110V193H109ZM113 194H114V193H113ZM34 195H35V194H34ZM73 195H74V193H73ZM77 195H78V194H77ZM83 195L85 196V194H83ZM91 195H92V194H91ZM106 195H107V193H106ZM115 195H116V194H115ZM135 195H136V194H135ZM135 195H134V196H135ZM154 195H155V194H154ZM187 195H188V196H187ZM194 195H195V193H194ZM208 195H209V194H208ZM30 196H31V195H30ZM36 196H38V195L36 194ZM39 196H40V195H39ZM43 196H44V195H43ZM63 196H64V195H63ZM119 196H120V195H119ZM119 196H118V197H119ZM128 196H130V195H128ZM132 196H133V194H132ZM260 196H261V193L259 194V197H260ZM28 197H29V196H28ZM28 197H27V198H28ZM74 197H76V196H74ZM77 197H78V196H77ZM89 197H90V194H89ZM96 197H97V196H96ZM99 197H100V194H99ZM101 197H102V195H101ZM116 197H117V196H116ZM135 197H136V196H135ZM138 197H139V196H138ZM154 197H155V196H154ZM23 198H24V197H23ZM36 198H37V197H36ZM40 198H41V197H40ZM65 198H66V197H65ZM81 198H83V197H81ZM97 198H98V197H97ZM107 198H108V197H107ZM120 198H121V197H120ZM124 198H125V197H124ZM130 198H131V197H128V199L125 200V203H127L126 201L130 200ZM132 198H133V197H132ZM139 198H140V197H139ZM139 198H138V199H139ZM25 199H26V198H25ZM28 199H29V198H28ZM86 199H87V198H86ZM89 199H90V198H89ZM94 199H95V198H94ZM135 199H137V198H135ZM138 199L136 200L137 202H138ZM49 200H50V199H49ZM102 200H103V198H102ZM104 200H105V199H104ZM110 200H111V199H110ZM113 200H114V199H113ZM115 200H116V199H115ZM119 200H120V199H119ZM119 200H118V201H119ZM132 200H133V199H131V204H132L131 206H133V203H134V202L132 203ZM158 200H159V199H158ZM44 201H45V200H44ZM69 201H70V200H69ZM96 201H97V200H96ZM133 201H134V200H133ZM140 201H141V198H140ZM140 201H139V203H140ZM154 201H155V200H154ZM159 201H160V200H159ZM7 202H8V201H7ZM54 202H55V201H54ZM91 202H93V201L91 200ZM120 202H121V201H120ZM120 202H119V203H120ZM128 202H129L128 204H125V207L129 206L130 201H128ZM137 202H135L134 205H135ZM143 202H144V204L147 203L146 201H143ZM48 203H49V202H48ZM109 203H110V201H109ZM113 203H115V202H113ZM116 203H118V202H116ZM139 203H138V204H139ZM141 203H142V202H141ZM149 203H151V201H150ZM247 203H248V202H247ZM258 203H259V201H258ZM80 204H81V203H80ZM110 204H111V203H110ZM138 204H136V205H137L136 208L138 207ZM144 204H142V207H143ZM147 204H148V203H147ZM147 204H145V206H146ZM157 204H159V203H157ZM25 205H26V204H25ZM85 205H86V204H85ZM113 205H115V204H113ZM120 205H121V204H120ZM126 205H127V206H126ZM260 205H261V204H260ZM52 206H53V205H52ZM90 206H91V203H90ZM90 206H89V207H90ZM115 206H116V205H115ZM131 206H130V207H131ZM149 206H150V205H149ZM240 206H241V205H240ZM240 206H239V207H240ZM256 206H257V205H256ZM39 207H40V206H39ZM76 207H77V206H76ZM118 207H121V206H118ZM130 207H128V208H130ZM134 207H135V206H134ZM158 207H159V206H158ZM239 207H238V208H239ZM257 207H258V206H257ZM66 208H67V207H66ZM66 208H65V209H66ZM90 208H91V207H90ZM90 208H89V209H90ZM123 208H124V207H123ZM123 208H122V209H123ZM136 208H133V207H132L130 210H134V209H136ZM140 208H141V207H140ZM140 208H139V210H140ZM150 208H151V207H150ZM150 208H148V209H150ZM153 208H154V207H153ZM141 209H142V210H140V211H141L140 213H142L141 215H144V217L147 216V215H149V214H152V213H153V211H151L152 213H151V212L148 213L149 210L147 211L146 207H145V209H144V208H141ZM125 210H126V208H125ZM125 210H123V211L125 212ZM136 210H138V208H137ZM136 210H134V211H136ZM150 210H151V209H150ZM81 211H82V210H81ZM88 211H89V210H88ZM127 211H128V210H127ZM127 211H126V212H127ZM235 211H237V210H235ZM129 212H130V211H129ZM136 212H137V211H136ZM136 212H135V213H136ZM133 213H134V212L131 211V213H130L129 215H131V214H133ZM140 213H139V214H140ZM125 214L127 215L128 212L125 213ZM125 214H124V215H125ZM134 215H138V212H137V214H134ZM91 216H92V215H91ZM142 217H143V216H142ZM144 217H143V218H144ZM190 217H191V216H189V218H190ZM193 217H192V218H193ZM251 217H252V215H242V216L238 217V219H242V221H244V220L247 221V220L250 219ZM43 218H44V217H43ZM43 218H42V219H43ZM143 218H141V219H143ZM33 219H34V218H33ZM68 219H69V218H68ZM80 219H81V218H80ZM82 219H83V218H82ZM149 219H150V218H149ZM193 219H195V218H193ZM46 220H47V219H46ZM70 220H71V219H70ZM88 220H90V219H88ZM97 220H98V219H97ZM137 220H138V219H137ZM34 221H35V220H34ZM36 221L38 222V220H36ZM48 221H50V220H48ZM81 221H82V220H81ZM85 221H86V220H85ZM92 221H93V220H92ZM143 221H144V220H143ZM32 222H33V221H32ZM39 222H40V221H39ZM39 222H38V223H39ZM41 222H42V221H41ZM41 222H40L39 224H41ZM43 222H44V220H43ZM46 222H47V221H46ZM95 222H97V221H95ZM95 222H94V224H95ZM60 223H61V222H60ZM79 223H80V222H79ZM86 223H87V221H86ZM86 223H85V224H86ZM97 223H99V221H98ZM101 223H102V222H101ZM33 224H34V223H33ZM92 224H93V223H92ZM103 224H104V223H103ZM119 224H120V223H119ZM119 224H118V225H119ZM121 224H122V223H121ZM58 225H59V224H58ZM95 225H96V224H95ZM106 225H107V224H106ZM106 225H105V227H106ZM108 225H109V224H108ZM36 226H38V225H36ZM64 226H65V225H64ZM102 226H103V225H102ZM115 226H117V225H115ZM47 227H48V226H47ZM59 227H61V226H59ZM66 227H67V226H66ZM77 227H78V226H77ZM82 227H84V226H82ZM97 227H99V226H97ZM108 227H109V226H108ZM121 227H122V226H121ZM41 228L43 229V227H41ZM54 228H56V227H54ZM100 228H101V227H100ZM209 228H210V227H209ZM211 228H212V227H211ZM45 229H46V228H45ZM45 229H44V230H45ZM57 229H58V228H57ZM80 229H81V228H80ZM86 229H87V228H86ZM103 229H104V228H103ZM120 229H121V228H120ZM123 229H125V226L123 227ZM66 230H67V229H66ZM68 230H69V229H68ZM68 230H67V231H68ZM98 230H99V229H98ZM104 230H106V229H104ZM121 230H122V229H121ZM121 230H120V231H121ZM41 231H42V230H41ZM47 231H48V228H47ZM59 231H60V229H59ZM76 231H77V230H76ZM79 231H80V230H79ZM100 231H101V230H100ZM116 231L118 232L117 229H116ZM116 231H115V232H116ZM122 231H123V230H122ZM54 232H55V231H54ZM81 232H82V231H81ZM97 232H98V231H97ZM101 232H102V233H101V236L105 234L103 231H101ZM108 232H110V231H108ZM43 233H44V232H43ZM64 233H65V232H64ZM68 233H69V232H68ZM84 233H85V231H84ZM103 233H104V234H103ZM113 233H114V232H113ZM59 234H60V233H59ZM76 234H77V233H76ZM82 234H83V233H82ZM86 234H89V233H86ZM61 235H62V234H61ZM83 235H84V234H83ZM94 235H95V234H94ZM94 235H93V236H94ZM46 236H47V235H46ZM62 236H63V235H62ZM62 236H61V237H62ZM73 236H74V235H73ZM87 236H88V235H87ZM90 236H91V235H90ZM93 236H92V237H93ZM97 236H98V235H97ZM97 236L95 237L97 240H95L94 237H93V239H94L95 241H97V243H98V241L101 240V239H100V237H99L100 235H99L98 237H97ZM117 236H118V234H117ZM80 237H81V236H80ZM103 237H104V236H103ZM112 237H113V236H112ZM40 238H41V237H40ZM42 238H43V237H42ZM47 238H48V237H47ZM49 238H50V237H49ZM59 238H60V237H59ZM77 238H78V237H77ZM77 238H74V239H77ZM88 238H90V237H88ZM101 238H102V237H101ZM118 238H119V237H118ZM53 239H54V238H53ZM61 239H62V238H61ZM83 239H84V238H83ZM98 239H99V240H98ZM107 239H108V238H107ZM90 240H92V239H90ZM103 240H104V239H103ZM120 240H121V239H120ZM50 241H51V240H50ZM65 241H66V240H65ZM71 241H73V240H71ZM85 241H86V240H85ZM88 241H89V240H88ZM47 242H48V241H47ZM54 242H55V241H54ZM77 242H78V240H77ZM80 242H82V241H80ZM86 242H87V241H86ZM104 242H106V241H102V243H104ZM108 242H109V241H108ZM114 242H115V241H114ZM123 242H125V241H123ZM50 243H51V242H50ZM50 243H49V244H50ZM52 243H53V242H52ZM74 243H76V242H74ZM74 243H73V244H74ZM100 243H101V242H99L98 244H100ZM117 243H118V242H117ZM55 244H57V243H55ZM59 244H60V243H59ZM78 244H79V243H78ZM78 244H77L76 246H78ZM85 244H86V243H85ZM87 244H88V243H87ZM87 244H86V245H87ZM93 244H94V242L92 243V245H93ZM98 244H96V245H98ZM108 244H109V243H108ZM124 244H125V243H124ZM131 244H132V243H131ZM52 245H53V244H52ZM65 245H66V244H65ZM65 245H63V246H65ZM80 245H81V244H80ZM68 246H70V245H68ZM83 246H84V245H83ZM104 246H106V245H104ZM104 246H103L102 248H104ZM121 246H122V244H121ZM53 247H54V246H53ZM56 247H57V246H56ZM61 247H62V246H61ZM71 247H72V246H71ZM93 247H94V246H93ZM96 247H97V246H95V248H96ZM113 247H114V246H113ZM63 248H65V247H63ZM76 248H77V247H76ZM95 248H94V249H95ZM50 249H51V248H50ZM72 249H73V248H72ZM86 249H87V248L85 247L84 250H86ZM88 249H89V248H88ZM97 249H98V248H97ZM105 249H106V248H105ZM108 249L110 250V248H108ZM115 249H116V248H115ZM247 249H248V248H247ZM70 250H71V249H70ZM73 250H74V249H73ZM91 250H92V249H91ZM99 250H100V249H99ZM109 250H107V252H108ZM68 251H69V249L67 250V252H68ZM79 251H80V250H79ZM86 251H87V250H86ZM100 251L102 252V250H100ZM52 252H53V251H52ZM63 252H64V251H63ZM77 252H78V251H77ZM92 252H93V251H92ZM101 252H100L101 255H103V253H105V252H103V253H101ZM109 252H111V250H110ZM210 252H211V251H210ZM50 253H51V252H50ZM90 253H91V252H90ZM111 253H112V252H111ZM211 253H212V252H211ZM224 253H225V252H224ZM61 254H62V253H61ZM63 254H64V253H63ZM70 254H71V253H70ZM74 254H76V253H74ZM100 254H99V255H100ZM108 254H109V253H108ZM51 255H52V254H51ZM64 255H65V254H64ZM106 255H107V254H106ZM58 256H60V255H58ZM68 256H69V254H68ZM68 256H67V258H68ZM70 256H71V255H70ZM77 256H78V255H77ZM52 257H53V256H52ZM65 257H66V255H65ZM73 257H76V256L73 255ZM73 257H72V258H73ZM54 258H56V257L54 256ZM61 258H64V257H61ZM61 258H60V259H61ZM70 258H71V257H70ZM73 260H74V259H73ZM59 261H60V260H59ZM67 262H68V261H67ZM54 263H55V262H54ZM59 263H60V262H59ZM52 264H53V262H52Z\"/></svg>",
    "mask_w": 264,
    "mask_h": 264
}]
</instances>
